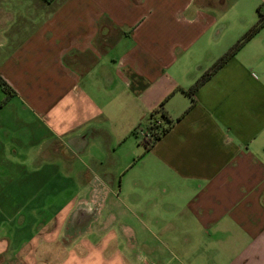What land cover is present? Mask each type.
I'll use <instances>...</instances> for the list:
<instances>
[{
    "label": "crops",
    "instance_id": "0c3cea01",
    "mask_svg": "<svg viewBox=\"0 0 264 264\" xmlns=\"http://www.w3.org/2000/svg\"><path fill=\"white\" fill-rule=\"evenodd\" d=\"M243 4L224 37L220 0H0V264H264V27L183 92Z\"/></svg>",
    "mask_w": 264,
    "mask_h": 264
},
{
    "label": "trees",
    "instance_id": "16d2710c",
    "mask_svg": "<svg viewBox=\"0 0 264 264\" xmlns=\"http://www.w3.org/2000/svg\"><path fill=\"white\" fill-rule=\"evenodd\" d=\"M256 21L249 26V28L233 43L231 44L218 58L215 59L212 64L203 71V73L195 80V82L190 85L183 92L190 99V107L195 103L194 94L197 89L209 80L224 64H226L230 58H232L242 46L250 40L255 34H257L264 27V5L260 4L256 7ZM0 87L7 97L11 96L13 91L7 86L5 82L0 80ZM175 90H182L177 87ZM163 118L165 115L163 114ZM167 120V119H166ZM168 130V127H164L159 123L156 126L150 128L149 138L144 139L141 137V143L144 145V152H146L160 136Z\"/></svg>",
    "mask_w": 264,
    "mask_h": 264
},
{
    "label": "rangeland",
    "instance_id": "374dc122",
    "mask_svg": "<svg viewBox=\"0 0 264 264\" xmlns=\"http://www.w3.org/2000/svg\"><path fill=\"white\" fill-rule=\"evenodd\" d=\"M243 1L244 0H240L237 3V6H235L236 5L235 2H237V0H220V3H222V6H225L226 8L229 9V14L227 15V18H226L227 19L226 24L228 26V31L226 30V32L223 34L224 37H226L228 35V33L232 32V30L234 28H237V26L239 25V20H238V17H237V14L238 13L236 12L237 11L236 9H238V7H239L240 9L243 10V8H244L245 9V13L244 14H246V5L243 4ZM244 17L246 18L247 15H245ZM256 18H255L254 22L256 21ZM245 31L241 32V34L239 35V37ZM141 128L143 129V127H141ZM136 136H137L138 139L141 138V136L139 134V130L136 131ZM140 141H141V139H140ZM75 186H77V185L76 184L75 185H70V189L71 190L68 191L69 192L68 195L63 194V191H60L59 192V194L57 195L58 198L56 199V206H59L62 202H64L66 200L65 198H68L67 196L71 197V196H73V195H75V194H77L79 192L78 189ZM114 197H115V199L113 198L112 195H109V197L107 199L108 203L106 205L107 206V209H109V211H110V208L111 207L116 206L117 207L116 214L120 218V221L123 222V225L124 224H125V226L130 225V227L134 226V222L132 221L131 216H133V212L135 213V209L134 208L131 209L132 208L131 206H129L128 204H124L123 203V201H126V200L124 199V196L122 194L121 195L119 194L118 195V198H116L117 195H115ZM111 205H114V206H111ZM105 212H106V210L103 211L102 216H104ZM134 230H137V228H134ZM70 240H72V239H70L68 237L58 238V240L57 241H53L51 245L52 246H55L57 248H60V247L64 246V244H68L70 242ZM126 242H128V239H126ZM144 255H145V253H143V256ZM53 256H56V254L55 255H51L49 253L48 254V258L47 257L46 258L48 260H51ZM60 256H61V253L58 254V257H60Z\"/></svg>",
    "mask_w": 264,
    "mask_h": 264
},
{
    "label": "built area",
    "instance_id": "2783aa9c",
    "mask_svg": "<svg viewBox=\"0 0 264 264\" xmlns=\"http://www.w3.org/2000/svg\"><path fill=\"white\" fill-rule=\"evenodd\" d=\"M159 124V121L157 120H152L147 128V130L143 131V130H140L139 133H140V136L144 139H147L149 138V135H150V128L153 127V126H156Z\"/></svg>",
    "mask_w": 264,
    "mask_h": 264
}]
</instances>
